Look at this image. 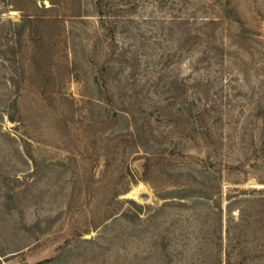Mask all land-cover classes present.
Wrapping results in <instances>:
<instances>
[{
    "label": "rangeland",
    "instance_id": "rangeland-1",
    "mask_svg": "<svg viewBox=\"0 0 264 264\" xmlns=\"http://www.w3.org/2000/svg\"><path fill=\"white\" fill-rule=\"evenodd\" d=\"M53 1L0 0V264H264V0Z\"/></svg>",
    "mask_w": 264,
    "mask_h": 264
},
{
    "label": "trees",
    "instance_id": "trees-1",
    "mask_svg": "<svg viewBox=\"0 0 264 264\" xmlns=\"http://www.w3.org/2000/svg\"><path fill=\"white\" fill-rule=\"evenodd\" d=\"M50 1V3H51V5H52V7H54L55 6V2L53 1V0H49ZM111 1V0H110ZM155 1H158V3L159 4H161V3H163V1H165V0H155ZM103 0H97V9H98V13H99V15L101 14H103ZM105 5H107V6H109V9H108V13L111 11V13H114V10H112V9H114V7H116L117 6V4H116V2L115 3H106ZM124 6L126 7V5L124 4ZM112 15H116V14H112ZM178 18H180L179 16L178 17H175V16H173L172 18H171V20H175V19H178ZM194 18V17H193ZM132 203L135 205V202H133L132 201Z\"/></svg>",
    "mask_w": 264,
    "mask_h": 264
},
{
    "label": "water",
    "instance_id": "water-1",
    "mask_svg": "<svg viewBox=\"0 0 264 264\" xmlns=\"http://www.w3.org/2000/svg\"><path fill=\"white\" fill-rule=\"evenodd\" d=\"M19 264H27V261L24 260V261L20 262Z\"/></svg>",
    "mask_w": 264,
    "mask_h": 264
}]
</instances>
